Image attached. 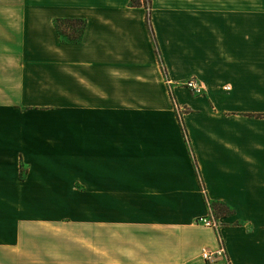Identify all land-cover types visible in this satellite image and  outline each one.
<instances>
[{"label": "crops", "instance_id": "1", "mask_svg": "<svg viewBox=\"0 0 264 264\" xmlns=\"http://www.w3.org/2000/svg\"><path fill=\"white\" fill-rule=\"evenodd\" d=\"M131 1L0 0V264H264V0Z\"/></svg>", "mask_w": 264, "mask_h": 264}, {"label": "trees", "instance_id": "2", "mask_svg": "<svg viewBox=\"0 0 264 264\" xmlns=\"http://www.w3.org/2000/svg\"><path fill=\"white\" fill-rule=\"evenodd\" d=\"M130 4L133 7H145L147 9V11H148L147 12V17H148L147 24H148L149 29H150L151 34H152V40H153L154 45L156 47V50L158 53L157 55L159 57V61L163 66V69L165 71L164 72L165 76H167V73H166L167 70L165 69L164 60H163V57L161 56L162 52H161L160 47L156 41L155 31H154L153 26L151 24L152 0H132L130 2ZM55 26L59 32V35H60L63 43L81 42L83 35H85V31H86V22L81 20V19H66V20L57 19L55 21ZM171 96H172V100H173L174 104L178 105L177 104V98H176L174 92H171ZM176 111H177V108H176ZM179 119L181 121V125H182L183 131L185 133V137L188 140L190 137H189L188 132L184 128L185 122L183 119H181V116L179 117ZM192 156H193L194 165H195L196 170H197L198 178L200 179V182H201L202 181V178H201L202 174H201L200 168H199L197 160H196L197 158L193 152H192ZM210 203H211V206L214 207L215 211L219 210V212H220L219 214H221V212H224L223 215L231 214L230 212L229 213L226 212V211H229V208L227 206H225L223 204H218V203H212V202H210ZM219 237L222 239V236L220 233H219ZM223 245H224V243H223Z\"/></svg>", "mask_w": 264, "mask_h": 264}, {"label": "built area", "instance_id": "3", "mask_svg": "<svg viewBox=\"0 0 264 264\" xmlns=\"http://www.w3.org/2000/svg\"><path fill=\"white\" fill-rule=\"evenodd\" d=\"M185 86L189 89H192V92L199 93V94L201 93L202 87L199 85V82L195 80L194 78L187 81L185 83ZM209 206L211 208L210 214L199 217L197 220V224L212 228L213 230L219 232L220 228H222V225L219 222V220L216 219L215 216L213 215L212 213L213 210H212V206L210 202H209ZM224 254H225V251L223 247H221L219 251H217L216 253H212L211 251L204 249L202 252V257L208 262L215 263L218 261V258L220 256H223Z\"/></svg>", "mask_w": 264, "mask_h": 264}, {"label": "rangeland", "instance_id": "4", "mask_svg": "<svg viewBox=\"0 0 264 264\" xmlns=\"http://www.w3.org/2000/svg\"><path fill=\"white\" fill-rule=\"evenodd\" d=\"M195 80H197L196 78H194ZM189 81V80H188ZM198 81V80H197ZM199 82V81H198ZM199 85L202 87V84H200L199 83ZM184 87H186V86H184ZM191 90V92H192V89H190ZM203 87H202V90H201V93L199 94V93H195V92H193V94H196V95H202V93H203ZM179 111H180V115H181V117H183L184 119H185V117H187V114L189 113V109L187 108V107H183V108H180L179 109ZM209 201V200H208ZM212 213H213V215L215 216V218L216 219H218L219 217H220V215L221 214H224V212H221V214H219L220 212H219V210H217V211H215V209H214V207H212ZM226 212H230L231 213V210H230V208H229V211H226ZM225 212V213H226ZM217 214V215H216ZM236 225V224H235ZM221 229V228H220ZM220 231V230H219ZM43 238V237H42ZM26 239H40V236L37 234L36 236H27L26 237ZM40 240H43V241H45V239H40ZM223 247V246H222ZM224 248V247H223ZM5 259V258H4ZM8 260V258L6 257V259H5V261H7ZM8 262V261H7ZM3 264H5V263H3Z\"/></svg>", "mask_w": 264, "mask_h": 264}]
</instances>
